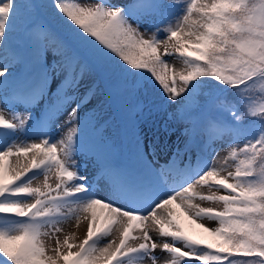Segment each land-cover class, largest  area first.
<instances>
[{
  "label": "snow or ice",
  "instance_id": "snow-or-ice-1",
  "mask_svg": "<svg viewBox=\"0 0 264 264\" xmlns=\"http://www.w3.org/2000/svg\"><path fill=\"white\" fill-rule=\"evenodd\" d=\"M0 52V264H264V0H0ZM93 73L177 109L164 165L134 127L126 156L89 136Z\"/></svg>",
  "mask_w": 264,
  "mask_h": 264
},
{
  "label": "rangeland",
  "instance_id": "rangeland-1",
  "mask_svg": "<svg viewBox=\"0 0 264 264\" xmlns=\"http://www.w3.org/2000/svg\"><path fill=\"white\" fill-rule=\"evenodd\" d=\"M107 2L123 3L124 0H107ZM19 38L20 32L18 28L16 32L12 33L13 44L18 42ZM160 51L163 52L162 47ZM0 55H2V52H0ZM166 59L170 60L171 58L166 57ZM89 85L96 90V95L93 96L89 103L80 110V115L83 119L91 121L88 129L89 136L103 133L105 137H111L112 141L118 145L121 152H125L124 155L126 156L129 142L128 130L134 127L135 132L141 137L145 146H147L149 150L154 146H158L159 154L157 160L159 165H163V163H166V161L171 159L169 154L175 151L177 145H180L181 147L183 146L182 141L187 139L185 123L174 118L173 113H175L177 109L169 104L159 95V93H154L147 99L137 97L135 93L131 92L125 86L122 77L98 76L95 73L86 77L84 84L81 87V91L83 92ZM0 94H2V90H0ZM138 101L143 102L144 106L142 110L137 107ZM17 111L24 114L23 107L18 108ZM116 112L124 117L123 120L126 136L121 134L122 132L119 122L113 116ZM64 119L65 116H61L60 122L63 123ZM162 131L165 134L162 135ZM58 135L59 133H57V138ZM21 138L23 139L24 137L22 136ZM199 142L200 137L194 136L193 143L199 144ZM241 144H243V142H240V145ZM229 146L230 144L228 143L226 136H221L206 150V155H208L209 159H211L213 155L223 157L227 155ZM212 149H216L217 152L213 153ZM86 171L91 174L94 171V166L89 163ZM40 180H43L42 176L40 177ZM50 183L54 186V177ZM104 184L105 181L99 179L96 186L98 189H103ZM201 191L207 193L206 188L201 189ZM196 202L201 203V206L204 207H221L220 205L212 204L211 202ZM189 223L190 222L187 218H184L185 229L190 234H198L202 231L200 229H195L194 226L190 228ZM209 226L215 227L216 224L215 222H212ZM63 228L65 232L75 233V241H70V243H79L86 232V230L81 227L82 233H80L81 228L77 229L74 221L63 225ZM73 251H75V249H73ZM155 255L163 258L165 254L157 249ZM145 264H151V261H145Z\"/></svg>",
  "mask_w": 264,
  "mask_h": 264
},
{
  "label": "trees",
  "instance_id": "trees-1",
  "mask_svg": "<svg viewBox=\"0 0 264 264\" xmlns=\"http://www.w3.org/2000/svg\"><path fill=\"white\" fill-rule=\"evenodd\" d=\"M35 3L42 4V5H51V0H34ZM38 12L43 13L49 21L53 22L54 27L60 28L61 25L57 23L56 18L51 14L50 7H43L38 9ZM225 96H228L229 99H232L233 97L230 95V92H226ZM231 117V116H230ZM207 236V234L205 235ZM208 241L211 242L214 238L208 236Z\"/></svg>",
  "mask_w": 264,
  "mask_h": 264
},
{
  "label": "bare ground",
  "instance_id": "bare-ground-1",
  "mask_svg": "<svg viewBox=\"0 0 264 264\" xmlns=\"http://www.w3.org/2000/svg\"><path fill=\"white\" fill-rule=\"evenodd\" d=\"M80 233H82V228L80 229Z\"/></svg>",
  "mask_w": 264,
  "mask_h": 264
}]
</instances>
